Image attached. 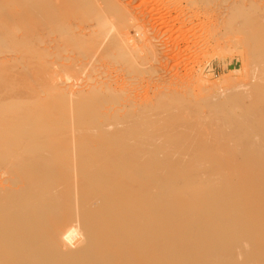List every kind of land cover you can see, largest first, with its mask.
Returning <instances> with one entry per match:
<instances>
[{"label": "bare ground", "instance_id": "1", "mask_svg": "<svg viewBox=\"0 0 264 264\" xmlns=\"http://www.w3.org/2000/svg\"><path fill=\"white\" fill-rule=\"evenodd\" d=\"M7 3L10 10L0 12V36L25 35L31 56L36 55L33 38L70 35L73 24L78 32L83 21L95 22L83 34L94 36L93 45H68L73 50L48 58L43 70L125 59L121 26L131 16L117 0ZM113 26L120 30L110 34ZM85 49L91 50L79 52ZM150 50L146 53L155 55ZM45 51L41 56H48ZM69 54L88 61L65 65ZM111 86L103 92L55 91L46 111L40 110L43 102L3 105L0 264H264V128L258 119L248 129L252 135L237 144L233 140L231 150L207 151L222 144L215 135L222 125L218 120L212 119V139H206L194 125L180 122L182 116L173 112L178 102L171 97L159 105L162 117L133 103L128 110L105 115L118 93ZM62 112L67 118L60 127L56 115ZM23 127L28 129L20 132ZM237 156L241 166L234 165ZM259 157V164L252 165ZM179 184L184 188L175 187ZM179 192L199 197L208 209L235 223L234 243L175 245L172 234L179 227L172 226V202L179 200ZM162 198L167 201L160 202ZM194 249L202 254L191 260Z\"/></svg>", "mask_w": 264, "mask_h": 264}, {"label": "rangeland", "instance_id": "2", "mask_svg": "<svg viewBox=\"0 0 264 264\" xmlns=\"http://www.w3.org/2000/svg\"><path fill=\"white\" fill-rule=\"evenodd\" d=\"M7 1L0 3L1 13L10 10ZM117 6L129 11L131 16L121 26L126 37L123 42L127 41L122 43L125 45L122 62L116 58L108 60L106 65L93 62L92 66L97 68L42 69L48 58L73 50L68 45H93L94 36H83L90 26H95L92 20L83 21L78 32L73 24L70 35L50 34L44 40L33 38L35 56L28 53L29 38L25 35L0 36V111L9 103L21 107L29 106L31 101L49 104L56 92L65 94L89 88L103 92L110 83L118 93L110 109L103 112L105 115L128 110L133 103L148 106L146 109H150L154 117H162L159 105L171 97L178 102L173 112L182 116L180 122L194 125L206 139H212L210 134L214 129L210 123L218 120L222 125L214 132L222 144L207 151L231 150L238 140L241 142L252 135L248 129L255 119L264 128V0H117ZM107 26H112V21L107 22ZM119 30L120 27L113 26L109 33ZM149 48L155 55L148 54ZM45 49L48 56H41L40 52ZM88 50L91 49L79 52ZM76 56L66 55L63 62L68 65L79 59L88 61L87 57ZM43 104L40 110L46 111L50 104ZM62 114L56 115L62 119L60 127L67 118L64 112ZM240 115L242 118L237 119ZM229 127L234 128L232 132ZM27 129L23 127L20 132ZM262 159L255 158L251 163L257 165ZM242 164L241 156H237L234 165ZM3 176L0 170L2 182ZM178 194L179 200L172 202V226L179 227L172 234L175 245L200 242L229 247L234 243L235 223L208 209L199 197ZM164 199L160 202L167 201ZM184 206L182 210L180 207ZM191 217L195 219L193 222ZM191 253V260L202 254L195 249Z\"/></svg>", "mask_w": 264, "mask_h": 264}]
</instances>
